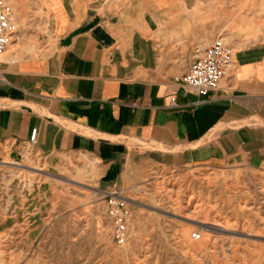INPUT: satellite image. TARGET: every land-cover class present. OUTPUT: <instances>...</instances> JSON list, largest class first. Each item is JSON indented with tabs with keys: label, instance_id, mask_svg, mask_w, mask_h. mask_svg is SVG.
Returning <instances> with one entry per match:
<instances>
[{
	"label": "crops",
	"instance_id": "crops-1",
	"mask_svg": "<svg viewBox=\"0 0 264 264\" xmlns=\"http://www.w3.org/2000/svg\"><path fill=\"white\" fill-rule=\"evenodd\" d=\"M195 4L46 0L51 50L0 66V145L18 158L37 128L49 162L88 153L105 190L151 162L264 168V46L242 50L206 96L193 92L180 78L218 30H204Z\"/></svg>",
	"mask_w": 264,
	"mask_h": 264
},
{
	"label": "rangeland",
	"instance_id": "rangeland-1",
	"mask_svg": "<svg viewBox=\"0 0 264 264\" xmlns=\"http://www.w3.org/2000/svg\"><path fill=\"white\" fill-rule=\"evenodd\" d=\"M4 1L18 45L3 62L48 53L46 0ZM195 5L204 30L218 25L215 38L233 48V64L242 50L264 46V0ZM9 146L0 145V264H264V168L151 162L125 188L105 190L88 153L51 163L28 143L18 158ZM118 191L132 210L124 240L106 197ZM214 224L226 231H211Z\"/></svg>",
	"mask_w": 264,
	"mask_h": 264
},
{
	"label": "built area",
	"instance_id": "built-area-1",
	"mask_svg": "<svg viewBox=\"0 0 264 264\" xmlns=\"http://www.w3.org/2000/svg\"><path fill=\"white\" fill-rule=\"evenodd\" d=\"M16 27L11 8L4 0H0V66L3 63L1 57L11 43ZM203 52L194 59L188 71L180 78L183 84L200 96H206L210 90L221 85V81L232 68L235 57L233 48L220 37L215 38ZM36 134L37 128H34L28 142L33 147L37 142ZM106 197L117 238L124 240L132 215L130 202L120 191L107 192Z\"/></svg>",
	"mask_w": 264,
	"mask_h": 264
},
{
	"label": "bare ground",
	"instance_id": "bare-ground-1",
	"mask_svg": "<svg viewBox=\"0 0 264 264\" xmlns=\"http://www.w3.org/2000/svg\"><path fill=\"white\" fill-rule=\"evenodd\" d=\"M16 35H17V31H16L15 34L13 35L12 40H11V43L8 45V47H7L6 51H4V53H5V52L14 51V50L17 49V45H18V43H13V41L15 42V41L17 40ZM9 46H11V49H8ZM31 47H32V46H29L28 48H31ZM3 55H4V54H3ZM3 55H2V56H3ZM15 164H16V163H15ZM33 169H34V168H33ZM207 226L210 228L211 231H226L225 228H223V227H221V226H219V225H217V224H214V225H207Z\"/></svg>",
	"mask_w": 264,
	"mask_h": 264
}]
</instances>
